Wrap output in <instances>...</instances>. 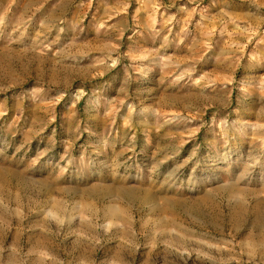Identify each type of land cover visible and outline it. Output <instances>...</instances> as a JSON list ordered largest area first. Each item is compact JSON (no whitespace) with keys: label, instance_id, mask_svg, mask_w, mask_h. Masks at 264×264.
Instances as JSON below:
<instances>
[{"label":"rangeland","instance_id":"obj_1","mask_svg":"<svg viewBox=\"0 0 264 264\" xmlns=\"http://www.w3.org/2000/svg\"><path fill=\"white\" fill-rule=\"evenodd\" d=\"M0 264H264V0H0Z\"/></svg>","mask_w":264,"mask_h":264}]
</instances>
